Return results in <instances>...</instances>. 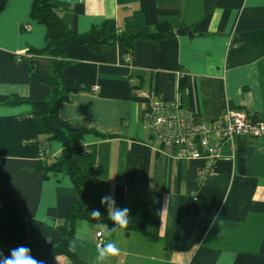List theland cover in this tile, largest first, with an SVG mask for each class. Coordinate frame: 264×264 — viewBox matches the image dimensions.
<instances>
[{
	"label": "crops",
	"instance_id": "obj_1",
	"mask_svg": "<svg viewBox=\"0 0 264 264\" xmlns=\"http://www.w3.org/2000/svg\"><path fill=\"white\" fill-rule=\"evenodd\" d=\"M55 4L76 34L103 30L124 38L92 46L65 42L63 74L75 90L59 115L88 130L75 161L91 180L85 213H101L75 221L69 249L76 259L94 264L95 233L102 230L120 248L107 264H264V137L225 142L200 182L205 161L177 160L171 147L155 140L148 118L160 97L179 100L196 124H211L228 110L264 121V0ZM32 5L7 0L0 13V252L8 256L24 245L47 261L78 194L68 173L39 169L63 145L48 141L32 112V103L51 93L49 59L33 57V68L28 63L45 48L47 34L31 19ZM181 28L193 35L178 33ZM14 98L23 103L11 104ZM106 194L129 209L128 224L137 229L114 228L101 203ZM53 264L74 263L58 255Z\"/></svg>",
	"mask_w": 264,
	"mask_h": 264
},
{
	"label": "trees",
	"instance_id": "obj_2",
	"mask_svg": "<svg viewBox=\"0 0 264 264\" xmlns=\"http://www.w3.org/2000/svg\"><path fill=\"white\" fill-rule=\"evenodd\" d=\"M7 0H0V13L4 10ZM31 19L46 26V46L42 50L33 52L28 60L31 68L35 65V57H46L50 61L49 76L47 84L51 93L47 99L38 100L32 103V112L39 121L42 134L48 141H59L63 145V151L51 162H43L39 169L45 173H68L78 194V202L67 214L68 226L63 230L61 242L52 248L51 257L44 264H53L58 255L69 257L74 264H81L69 249V242L74 236V223L77 219H98L85 213V207L89 203V189L91 180L87 177L75 161L78 154L79 143L88 132L86 129H75L64 121L59 115L60 105L68 100V95L75 90L74 84L68 81L63 74L64 69L69 65L65 60V42L70 41L77 45L92 46L95 44H113L123 41L116 35H107L103 30H93L88 34L79 35L69 30L63 23L59 8L55 0H33ZM161 35H154L151 38L158 39ZM130 53V50H127ZM34 57V58H33ZM23 103L22 100L14 98L11 104ZM44 151V150H42ZM45 158V157H44ZM126 229H135L129 224L123 226ZM137 229V228H136ZM260 254L264 256V240L261 245ZM42 261V260H40ZM237 264H242L239 261Z\"/></svg>",
	"mask_w": 264,
	"mask_h": 264
},
{
	"label": "built area",
	"instance_id": "obj_3",
	"mask_svg": "<svg viewBox=\"0 0 264 264\" xmlns=\"http://www.w3.org/2000/svg\"><path fill=\"white\" fill-rule=\"evenodd\" d=\"M132 54L127 53L124 60L129 62ZM136 86V80L132 79ZM92 92L99 90L98 85L91 87ZM149 121L158 143L171 147L175 158L184 162L204 160L200 182H204L221 157V147L236 137H264V121L251 119L243 111L228 110L226 115L211 124H196L193 112L182 106L179 100L169 101L160 97L153 99L148 113ZM216 135L218 138L213 139ZM41 151L40 158L43 159ZM108 239L102 230L95 233V245L102 247Z\"/></svg>",
	"mask_w": 264,
	"mask_h": 264
},
{
	"label": "clouds",
	"instance_id": "obj_4",
	"mask_svg": "<svg viewBox=\"0 0 264 264\" xmlns=\"http://www.w3.org/2000/svg\"><path fill=\"white\" fill-rule=\"evenodd\" d=\"M101 203L108 208V218L114 222V228L119 229L128 224L129 209L120 208L116 205L113 195L106 194L101 197ZM92 216H100L99 210H93ZM120 248L115 242H107L102 247L98 246L94 264H107L111 257L118 256ZM0 264H44L43 261L35 259L31 254V249L24 245H19L10 250V255L6 256L0 252Z\"/></svg>",
	"mask_w": 264,
	"mask_h": 264
},
{
	"label": "water",
	"instance_id": "obj_5",
	"mask_svg": "<svg viewBox=\"0 0 264 264\" xmlns=\"http://www.w3.org/2000/svg\"><path fill=\"white\" fill-rule=\"evenodd\" d=\"M181 32H187L190 36H192V30L190 28H181L178 30V33H181Z\"/></svg>",
	"mask_w": 264,
	"mask_h": 264
},
{
	"label": "rangeland",
	"instance_id": "obj_6",
	"mask_svg": "<svg viewBox=\"0 0 264 264\" xmlns=\"http://www.w3.org/2000/svg\"><path fill=\"white\" fill-rule=\"evenodd\" d=\"M96 246V245H95ZM97 248V247H96Z\"/></svg>",
	"mask_w": 264,
	"mask_h": 264
}]
</instances>
